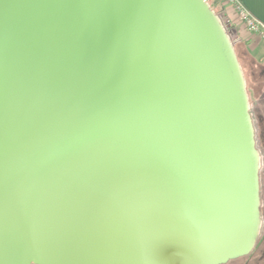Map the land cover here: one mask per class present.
I'll return each instance as SVG.
<instances>
[{"label":"water","instance_id":"1","mask_svg":"<svg viewBox=\"0 0 264 264\" xmlns=\"http://www.w3.org/2000/svg\"><path fill=\"white\" fill-rule=\"evenodd\" d=\"M259 170L206 0H0V264H225Z\"/></svg>","mask_w":264,"mask_h":264},{"label":"trees","instance_id":"2","mask_svg":"<svg viewBox=\"0 0 264 264\" xmlns=\"http://www.w3.org/2000/svg\"><path fill=\"white\" fill-rule=\"evenodd\" d=\"M230 40L232 42V45L236 52L238 61L244 73L246 91H247L248 97H256L257 94L264 93L263 70L256 66L251 56L244 50L243 44L240 41L238 40L233 41L231 38ZM250 114L252 117V122L254 126V131H255L256 147L261 156V160L263 162L264 160V116L262 114L255 113L253 111L251 104H250ZM262 168H263V165H261V168L259 170L261 225H260L259 234H258L256 243L254 245V248L249 254L246 255L248 257H251L253 260H260V264H264V179H263L264 175H263Z\"/></svg>","mask_w":264,"mask_h":264},{"label":"crops","instance_id":"3","mask_svg":"<svg viewBox=\"0 0 264 264\" xmlns=\"http://www.w3.org/2000/svg\"><path fill=\"white\" fill-rule=\"evenodd\" d=\"M254 16L264 22V0H240ZM219 8V19L226 27L228 35L233 41H240L244 50L251 56L256 66L264 74V40L247 31L239 22L237 13L232 5L216 3ZM264 84V76H263ZM256 97H264L259 93Z\"/></svg>","mask_w":264,"mask_h":264},{"label":"built area","instance_id":"4","mask_svg":"<svg viewBox=\"0 0 264 264\" xmlns=\"http://www.w3.org/2000/svg\"><path fill=\"white\" fill-rule=\"evenodd\" d=\"M229 4L235 9L240 24L250 33L264 40V22L254 16L240 0H217Z\"/></svg>","mask_w":264,"mask_h":264},{"label":"rangeland","instance_id":"5","mask_svg":"<svg viewBox=\"0 0 264 264\" xmlns=\"http://www.w3.org/2000/svg\"><path fill=\"white\" fill-rule=\"evenodd\" d=\"M209 6L214 10V12L219 16V8L216 4L217 0H206ZM219 3V2H218ZM226 29V27L224 26ZM251 104L253 111L264 116V97H249V105ZM234 263V262H233Z\"/></svg>","mask_w":264,"mask_h":264},{"label":"flooded vegetation","instance_id":"6","mask_svg":"<svg viewBox=\"0 0 264 264\" xmlns=\"http://www.w3.org/2000/svg\"><path fill=\"white\" fill-rule=\"evenodd\" d=\"M261 165H263L262 169H263V175H264V160L262 162L261 156H260V168H261ZM263 179H264V176H263ZM225 264H260V260H253L251 257L243 256V257H240L234 260H230Z\"/></svg>","mask_w":264,"mask_h":264}]
</instances>
